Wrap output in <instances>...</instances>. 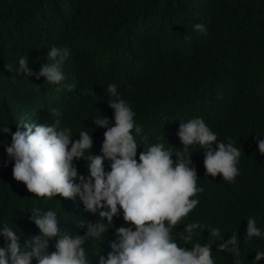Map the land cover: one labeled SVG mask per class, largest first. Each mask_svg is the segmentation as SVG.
<instances>
[{
    "label": "trees",
    "instance_id": "1",
    "mask_svg": "<svg viewBox=\"0 0 264 264\" xmlns=\"http://www.w3.org/2000/svg\"><path fill=\"white\" fill-rule=\"evenodd\" d=\"M196 24L204 25L207 34L194 30ZM53 46L71 50L61 65L62 82L16 74L21 57L37 73ZM110 84L131 106L142 130L133 131L137 160L156 143L181 151L179 126L192 118H202L217 134V143L230 140L240 148L239 175L230 183L220 175L206 176L205 149L189 147L197 185L204 191L193 197L199 204L172 236L188 250L197 242L210 243L215 264H252L256 252L264 251V236L245 238L251 217L264 232V155L257 148L264 138V0H0V131L10 129L0 132V227L7 223L23 247L26 239L39 235L30 221L33 208L55 211L61 232L70 237L85 234L86 228L78 227L82 221L100 219L84 210L79 197L29 193L13 179L14 160L6 148L18 124L51 126L56 109L62 113L61 126L71 128L72 141L88 131L90 154L99 155L106 129L93 121L100 116L114 126L109 102L117 97L107 91ZM87 155L85 161H73L78 177L87 178ZM110 163L104 161L105 172ZM196 222L203 231L196 229L191 241L181 239L185 225ZM107 227L104 235L83 245L89 264H98L101 255L107 258L110 244L118 241L116 229L132 226L118 211ZM212 228L221 237H212ZM235 233L240 256L218 251ZM55 244V238L49 240L46 252L55 251Z\"/></svg>",
    "mask_w": 264,
    "mask_h": 264
},
{
    "label": "clouds",
    "instance_id": "2",
    "mask_svg": "<svg viewBox=\"0 0 264 264\" xmlns=\"http://www.w3.org/2000/svg\"><path fill=\"white\" fill-rule=\"evenodd\" d=\"M194 30L207 34L202 24H196ZM70 54V49L51 47L46 63L35 74L29 68L28 58L21 57L16 74L26 78L35 75L49 84H59L65 79L61 65ZM107 91L117 97L109 102L114 110V126H108L107 118L94 119L96 127L106 129L99 155L90 154L93 140L88 131H81L79 139L72 141L71 128L61 126L62 113L56 109L51 110L56 117L51 126L18 124L6 148L8 157L14 160L13 179L22 183L29 193L49 199L79 197L84 210L94 215L98 213L100 219L95 223L82 221L78 227L86 228L85 234L70 237L61 232L55 211L33 208L30 221L39 229V235L26 239L22 247L21 236L5 223L0 227V236L4 238L0 264H31L33 259L37 264H89L83 245L90 238L96 240L104 235L118 211H122L123 220L132 227L116 229L118 241L110 244L107 258L99 256L98 264H215L210 243L197 242L188 250L172 236L174 228L199 204L193 197L204 191L197 185L198 177L191 166L188 149L194 145L205 149L206 176L220 175L224 181L234 183L239 175L240 148L234 147L230 140L217 143V134L204 120L192 118L179 126L181 151L156 143L145 147L137 160L138 144L133 131L139 134L142 130L136 125L135 112L119 98L115 84H110ZM9 131L5 127L0 132ZM257 148L264 155V138L259 139ZM86 152L88 175L78 177L73 161H85ZM105 160L111 162L108 172L103 167ZM76 179L79 183L74 182ZM196 229L203 231L198 222L185 225L182 233L186 235L181 239L191 241ZM210 235L221 237L218 228H212ZM261 236L264 232L257 227L256 219L249 218L245 238ZM54 238L55 251L49 254L46 252L48 241ZM217 250L239 257L237 233L220 243ZM261 259H264V251L256 252L252 264H258Z\"/></svg>",
    "mask_w": 264,
    "mask_h": 264
}]
</instances>
